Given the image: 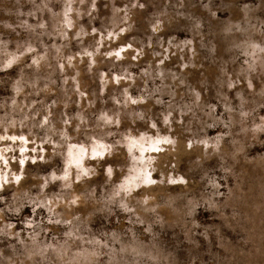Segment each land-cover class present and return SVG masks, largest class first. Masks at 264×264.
<instances>
[{"label": "rangeland", "instance_id": "obj_1", "mask_svg": "<svg viewBox=\"0 0 264 264\" xmlns=\"http://www.w3.org/2000/svg\"><path fill=\"white\" fill-rule=\"evenodd\" d=\"M0 264H264V0H0Z\"/></svg>", "mask_w": 264, "mask_h": 264}, {"label": "bare ground", "instance_id": "obj_2", "mask_svg": "<svg viewBox=\"0 0 264 264\" xmlns=\"http://www.w3.org/2000/svg\"><path fill=\"white\" fill-rule=\"evenodd\" d=\"M151 144H152V143H151ZM154 144H155V143H154ZM100 146H101V149H103V146H102V145H100ZM100 146H95L94 148H97V147L100 148ZM150 146H151V145H150ZM152 146H153V145H152ZM152 146H151V147H152ZM75 149H76V148H75ZM79 149H80V148H79ZM92 149H93V148H92ZM73 150H74V148L71 149L72 153L74 152ZM94 150H95V149H94ZM97 150H99V149H97ZM78 151H79V150H78ZM78 151H77V152H78ZM99 151H100V150H99ZM78 153H79V152H78ZM94 153H95V152H94ZM74 154H75V153H74ZM71 155H72V154H71ZM76 155H77V154H76ZM72 157H73V156H72ZM72 157H71V158H72ZM74 157H75V156H74ZM77 157L79 158V156H77ZM68 159H69V158H68ZM75 159H77V158H75ZM139 159H140V158H139ZM69 160H71V159H69ZM73 160H74V159H73ZM74 161H75V160H74ZM79 161H80V160H79ZM76 162H78V161H76ZM71 163H73V162H71ZM74 163H75V162H74ZM75 164H76V163H75ZM77 164H79V163H77ZM77 164H76V165H77Z\"/></svg>", "mask_w": 264, "mask_h": 264}]
</instances>
